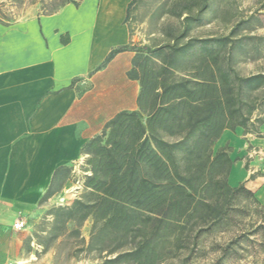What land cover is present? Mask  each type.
<instances>
[{
    "label": "trees",
    "instance_id": "16d2710c",
    "mask_svg": "<svg viewBox=\"0 0 264 264\" xmlns=\"http://www.w3.org/2000/svg\"><path fill=\"white\" fill-rule=\"evenodd\" d=\"M80 1L52 0L43 14ZM136 1L128 2L124 22ZM209 1H171L165 13L181 25L168 26L167 43L121 45L105 58L102 65L119 51L136 52L129 77L139 83L137 108L120 110L84 143V191L70 204L48 210L51 228L45 236L34 234L43 250L66 233L79 234L78 226L91 217L89 240L81 249L94 251L99 260L89 264H164L184 249L180 264H190L202 234L248 212L241 201L264 211L244 183L229 184L232 164L239 160L230 157L231 147L214 148L226 129L259 135L264 71L241 75L234 64L241 53L259 52L261 38L239 33L248 19L238 20L227 35L188 36L202 23ZM54 191L51 186L40 202ZM262 222L242 236L264 229V216ZM69 223L75 227L67 230ZM238 237L222 247L218 261Z\"/></svg>",
    "mask_w": 264,
    "mask_h": 264
},
{
    "label": "crops",
    "instance_id": "0c3cea01",
    "mask_svg": "<svg viewBox=\"0 0 264 264\" xmlns=\"http://www.w3.org/2000/svg\"><path fill=\"white\" fill-rule=\"evenodd\" d=\"M129 1L111 12L102 0H81L0 23V264L25 259L28 229L14 223L51 186L49 202L72 183L87 157L84 143L120 110L137 108L139 83L129 77L136 52L119 51L102 65L112 49L135 43L124 22ZM257 132L226 129L214 148L229 145L234 159L249 145L264 147V122ZM238 158L229 184L244 183L264 205V177Z\"/></svg>",
    "mask_w": 264,
    "mask_h": 264
},
{
    "label": "rangeland",
    "instance_id": "374dc122",
    "mask_svg": "<svg viewBox=\"0 0 264 264\" xmlns=\"http://www.w3.org/2000/svg\"><path fill=\"white\" fill-rule=\"evenodd\" d=\"M52 0H0V23L10 25L28 17L43 14ZM173 0H137L131 8L127 21L135 44H147L155 47L169 41L165 31L168 26L180 28V20L165 13ZM247 28L240 34L260 37L259 52L249 50L237 56L234 67L241 75L264 71V0H210L208 8L202 13V23L193 25L188 32L190 37H209L227 35L238 20H247ZM3 20V21H1ZM185 39H182L183 42ZM250 48L249 45H247ZM253 134V133H252ZM215 147V145H214ZM240 155V156H239ZM243 161L248 162V169L264 177V147L248 146L245 153H238ZM83 169L73 175L72 183L57 192L48 200L39 203L32 214L22 216L28 234L24 239L25 259L12 264H89L97 261L94 251L81 249L89 240L92 218L88 217L78 226L79 234L67 233L49 242L48 249L43 250L37 243L34 234L45 236L51 228L52 216L48 210L53 206L70 204L81 196L84 191ZM244 206L248 212L236 213L234 222L205 232L198 240L192 252L190 264H264V229L255 234L242 236L253 230L258 223L263 224L264 211L254 204L244 200L239 206ZM75 227L74 223L67 225V230ZM239 236V237H238ZM238 237V242L232 245L230 251L218 261L221 249L227 243ZM31 238V239H30ZM28 239L29 242H28ZM26 242L29 243L28 249ZM188 253L184 249L174 258L164 264H180V260ZM124 264V263H123Z\"/></svg>",
    "mask_w": 264,
    "mask_h": 264
},
{
    "label": "bare ground",
    "instance_id": "6f19581e",
    "mask_svg": "<svg viewBox=\"0 0 264 264\" xmlns=\"http://www.w3.org/2000/svg\"><path fill=\"white\" fill-rule=\"evenodd\" d=\"M120 6H121V0H102V7H110L111 12L118 10Z\"/></svg>",
    "mask_w": 264,
    "mask_h": 264
},
{
    "label": "built area",
    "instance_id": "2783aa9c",
    "mask_svg": "<svg viewBox=\"0 0 264 264\" xmlns=\"http://www.w3.org/2000/svg\"><path fill=\"white\" fill-rule=\"evenodd\" d=\"M24 226V220L22 218H19L15 223H14V228L15 229H20Z\"/></svg>",
    "mask_w": 264,
    "mask_h": 264
}]
</instances>
